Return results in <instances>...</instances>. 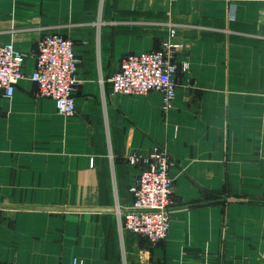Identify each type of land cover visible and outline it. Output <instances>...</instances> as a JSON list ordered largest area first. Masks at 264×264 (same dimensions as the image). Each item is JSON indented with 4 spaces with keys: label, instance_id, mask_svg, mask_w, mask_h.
I'll use <instances>...</instances> for the list:
<instances>
[{
    "label": "crops",
    "instance_id": "obj_1",
    "mask_svg": "<svg viewBox=\"0 0 264 264\" xmlns=\"http://www.w3.org/2000/svg\"><path fill=\"white\" fill-rule=\"evenodd\" d=\"M50 33L77 59L67 119L28 79ZM0 42L25 76L0 90V264H264V0H0ZM163 43L189 64L172 108L112 95L120 61ZM156 148L173 204L151 244L114 208L133 202L126 157Z\"/></svg>",
    "mask_w": 264,
    "mask_h": 264
},
{
    "label": "built area",
    "instance_id": "obj_2",
    "mask_svg": "<svg viewBox=\"0 0 264 264\" xmlns=\"http://www.w3.org/2000/svg\"><path fill=\"white\" fill-rule=\"evenodd\" d=\"M179 48L163 43L157 51L125 56L109 80L111 94L143 96L156 92L160 95L161 109H171L175 101L176 73L186 74L189 70L186 61H175ZM23 62V54L15 51L11 44L0 42V90L8 99L13 96L18 82L25 79ZM76 71L73 42L59 33L45 34L38 42L35 66L28 79L36 85L40 97L54 102L57 114L63 119L74 114ZM126 161L131 166H139L140 172L136 184L129 189L133 196L130 207L123 211L118 206L114 208L117 230L119 234L128 232L145 237L155 244L168 234L173 204L168 151L156 148L148 155L133 153ZM72 264L81 262L73 259Z\"/></svg>",
    "mask_w": 264,
    "mask_h": 264
}]
</instances>
